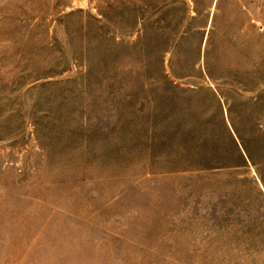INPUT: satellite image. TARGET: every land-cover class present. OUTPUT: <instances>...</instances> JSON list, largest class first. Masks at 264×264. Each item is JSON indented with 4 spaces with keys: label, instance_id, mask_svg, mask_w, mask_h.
I'll return each mask as SVG.
<instances>
[{
    "label": "rangeland",
    "instance_id": "obj_1",
    "mask_svg": "<svg viewBox=\"0 0 264 264\" xmlns=\"http://www.w3.org/2000/svg\"><path fill=\"white\" fill-rule=\"evenodd\" d=\"M0 264H264V0H0Z\"/></svg>",
    "mask_w": 264,
    "mask_h": 264
}]
</instances>
